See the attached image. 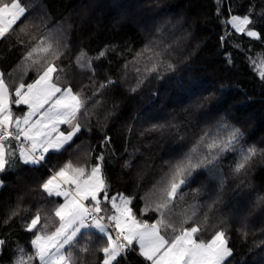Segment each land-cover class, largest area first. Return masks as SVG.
<instances>
[{"label":"trees","instance_id":"obj_1","mask_svg":"<svg viewBox=\"0 0 264 264\" xmlns=\"http://www.w3.org/2000/svg\"><path fill=\"white\" fill-rule=\"evenodd\" d=\"M20 2L26 18L0 40L6 82L13 90L32 82L39 65L29 67L28 52L51 45L34 58L43 63L53 59L52 52H62L53 61L63 69L60 83L81 93L87 113L66 151L50 152L38 165L21 162L18 149L9 153L7 170L0 173V240L5 241L0 264H16L20 250L32 257H24L26 264H39L26 225L39 212V232L57 226L54 209L62 198L49 197L40 185L69 160L90 167L103 153L110 195L134 197L133 211L151 223L159 214L151 209L141 214V209L168 162L183 157L205 133L209 141L226 140L232 129L239 130L233 150L218 157L214 176L205 168L193 173L170 206L171 226L162 233L171 239L182 228L198 225L196 238L208 240L224 229L233 251L226 264H264V38L237 33L229 23L232 16L247 14L253 21L249 28L264 37V0ZM81 53L90 67L76 63ZM25 110L12 107L14 116ZM249 147L255 154L235 172L240 150ZM202 150L207 152L206 145ZM128 160L131 168L124 167ZM185 217L191 219L184 223ZM91 239L88 252L73 250L75 264H102L106 239L95 230ZM114 264L149 262L133 244Z\"/></svg>","mask_w":264,"mask_h":264},{"label":"snow or ice","instance_id":"obj_2","mask_svg":"<svg viewBox=\"0 0 264 264\" xmlns=\"http://www.w3.org/2000/svg\"><path fill=\"white\" fill-rule=\"evenodd\" d=\"M26 12L20 0H0V40L12 32L22 18H26ZM229 23L237 33L254 39L264 38L260 32L249 28L253 21L247 14L232 16ZM50 49L51 45L47 48L41 45L28 52L29 67L39 65L38 75L30 83L21 82L13 90L6 82L5 73L0 71V173L7 170L9 153L15 155L14 149H18V158L25 165H38L45 160L46 154L62 153L72 147L82 131L80 117L87 113L86 99L70 83H60L59 74L63 69L53 61L59 60L62 52H52L53 59H44L43 63L34 58V55L46 54ZM76 63L84 68L90 67L91 61L81 53ZM168 68L171 69L172 65ZM155 70L154 67L152 71ZM104 87L106 84L100 85V88ZM13 105L17 108L24 106L27 110L20 116H14ZM61 125L67 128L61 130ZM207 135L201 136L183 157L168 162V171L156 189L146 194L148 203L143 205L141 214L149 209L159 214L151 223L142 221L133 211L134 197L120 193L110 195L109 184L102 171L103 153L95 156V163L90 167L76 166L69 160L54 171L40 187L49 197H63V202L54 209L57 226L53 231L39 232V212L26 225V231L33 232L35 237L31 244L39 264H75L73 250L88 252L93 230L100 238L106 239V246L100 249L104 255L102 264H114L133 244L139 246L140 255L149 264H226L233 251L224 229L216 231L208 240L196 238L200 231L198 225L182 228L172 239L162 234V229L171 226L167 213L171 212L170 206L181 189L197 169L205 168L209 174L215 175L218 157L233 150V144L239 139V130L232 129L226 140L209 141ZM12 141L18 143L13 144ZM108 142L109 138L105 137V143ZM202 145H206L207 152L202 150ZM75 147L80 149L81 145ZM255 152L254 147L241 149V160L234 171L239 173L244 169ZM85 155L90 154L86 152ZM131 166V160L124 164L125 168ZM190 219L185 217L183 222ZM4 223L7 224L8 220ZM4 243L0 240V245ZM20 251L16 264H26L25 256L27 261H31V256Z\"/></svg>","mask_w":264,"mask_h":264},{"label":"rangeland","instance_id":"obj_3","mask_svg":"<svg viewBox=\"0 0 264 264\" xmlns=\"http://www.w3.org/2000/svg\"><path fill=\"white\" fill-rule=\"evenodd\" d=\"M61 198H62V201H61V203H62V202H63V197H61ZM59 204H60V203H59ZM59 204H58V205H59ZM58 205H57V206H58ZM209 213H210V211H209ZM212 215H213V212H212ZM162 234H163V233H162ZM169 236H170V235H169ZM34 238H35V237H34ZM34 238H33V239H34ZM166 238H167V237H166ZM173 238H174V237H173ZM167 239H169V238H167ZM171 239H172V237H171ZM135 245H136V244H135ZM136 247H137V252H138V254L140 255V253H139V246L136 245ZM140 256H141V255H140ZM141 257H142V256H141Z\"/></svg>","mask_w":264,"mask_h":264},{"label":"crops","instance_id":"obj_4","mask_svg":"<svg viewBox=\"0 0 264 264\" xmlns=\"http://www.w3.org/2000/svg\"><path fill=\"white\" fill-rule=\"evenodd\" d=\"M27 110V109H26ZM25 110V111H26ZM67 128V126L66 125H61V130H64V129H66ZM13 143H16L15 141H12ZM17 154H18V150H17ZM22 162V161H21ZM1 185V184H0Z\"/></svg>","mask_w":264,"mask_h":264},{"label":"built area","instance_id":"obj_5","mask_svg":"<svg viewBox=\"0 0 264 264\" xmlns=\"http://www.w3.org/2000/svg\"><path fill=\"white\" fill-rule=\"evenodd\" d=\"M111 231L114 232V229H112Z\"/></svg>","mask_w":264,"mask_h":264}]
</instances>
